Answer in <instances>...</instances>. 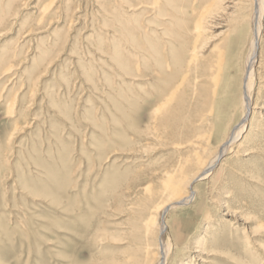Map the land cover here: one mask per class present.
Here are the masks:
<instances>
[{
	"label": "rangeland",
	"instance_id": "rangeland-1",
	"mask_svg": "<svg viewBox=\"0 0 264 264\" xmlns=\"http://www.w3.org/2000/svg\"><path fill=\"white\" fill-rule=\"evenodd\" d=\"M4 1L0 59L15 52L10 64L16 70L5 75L0 66V264H122L139 241L134 223L152 216L149 208L138 207L142 188L155 183L152 173L162 165L181 157L171 147L172 135L151 123L153 105L143 101L146 80L139 88L110 58L119 52L132 56L144 73L139 45L118 34L133 27L142 35L141 29L150 28L146 21L155 19L145 8L128 11L119 0H57L60 11L40 26L34 7L42 0ZM244 27L231 39L235 101L250 50ZM261 45L264 65V36ZM5 95L18 101L11 116ZM261 130L260 139L245 145L254 154L219 164L209 179L196 183L199 192L189 205L168 214L174 239L169 264H191L197 249L209 261L195 264H264V126ZM217 131L205 158L224 129Z\"/></svg>",
	"mask_w": 264,
	"mask_h": 264
},
{
	"label": "bare ground",
	"instance_id": "bare-ground-1",
	"mask_svg": "<svg viewBox=\"0 0 264 264\" xmlns=\"http://www.w3.org/2000/svg\"><path fill=\"white\" fill-rule=\"evenodd\" d=\"M119 1L120 4L128 5V8L130 6L128 11L133 10L134 7L145 8L147 14L152 15L155 21L150 23L146 21L150 28L144 29L142 26V35H139L137 30L133 31V27H124V30L118 34V37H124V40L126 37L128 42L139 45L140 52L137 55L145 61L144 73L141 72L142 62L133 60L132 56L122 57L119 52L116 57L110 56V58H114L113 61L116 63L114 66L121 75L129 80L132 78L133 81L130 82L146 80L147 91L143 92L146 98L143 100L142 96L141 101L147 102L149 106L153 105L150 107L152 108L151 123L156 127L155 131L160 129L164 135L165 133L172 135L174 141L171 142V147L181 156L175 163L164 164L152 173L155 183L147 184L142 188L143 199L138 207L149 208L151 214H148L152 216L139 219L134 223L133 231L139 241L136 240L137 245L132 247V251L127 249L128 256L122 264H169L174 239L172 240L168 224L165 222L168 214L189 205L199 192L196 190V183L209 179L219 164L224 166L226 160L234 156L244 154V157H248L254 154L256 149L254 147L247 149L245 145L263 136V130L260 131V129L264 126H261L264 122V65L261 63L260 53L263 49H261V40L264 36V0H145L135 5L131 3V0ZM59 7L62 6H58L57 0H42L34 7L36 24L42 26L41 24L46 23L52 15L60 11ZM126 19L122 22L126 23ZM4 22L0 18V25ZM246 24L249 28L250 50L248 49L245 65L243 64L241 85L239 84L240 97L235 101L234 88L237 77L236 81H231L229 78L232 77L229 58L232 50L231 39L234 35H242ZM139 27L138 30H140ZM41 30L43 31L44 28ZM28 35L30 32L25 36ZM109 41H113V38ZM217 41L219 43L216 44ZM125 44L127 47L128 43ZM126 47L124 46L123 49ZM114 50L115 48L112 52ZM12 55L8 53L0 59V66L5 68V75L16 70L13 64H10V58L13 59L16 53L13 52ZM137 55L134 53V56ZM241 56L243 57V53ZM239 65L238 61L237 66H242ZM109 69L107 70L110 71ZM115 73L113 76L116 75ZM261 73L262 76H260ZM14 75L17 73L14 72ZM145 84L141 85L139 82L138 86L142 89L145 88ZM141 89L138 90L140 94H142ZM5 96H8L7 109L11 116L16 112L18 101H16L17 98H10V95ZM134 107L138 108L136 105ZM227 112L230 115L226 118L224 113L227 114ZM239 112L240 117L237 118ZM214 116L216 117L213 118ZM222 129L224 131L220 134V141L213 146L210 157H203L202 153L208 149L212 137L214 141V133L217 130H220L217 131L220 133ZM251 132H254L253 136H250ZM195 252L197 256L192 255L191 264H195L196 261H209L206 257L208 253L204 250L197 249Z\"/></svg>",
	"mask_w": 264,
	"mask_h": 264
}]
</instances>
